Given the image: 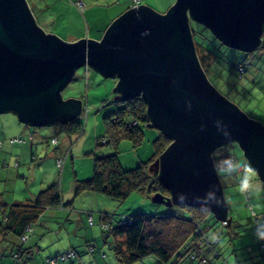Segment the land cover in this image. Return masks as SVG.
<instances>
[{
    "label": "water",
    "instance_id": "95a60500",
    "mask_svg": "<svg viewBox=\"0 0 264 264\" xmlns=\"http://www.w3.org/2000/svg\"><path fill=\"white\" fill-rule=\"evenodd\" d=\"M27 0H0V113L41 127L77 117L79 99L60 91L76 69L89 66L115 79L122 100L142 97L156 127L172 140L154 162L170 196L152 201L203 208L195 197L214 192L210 213L225 220L228 206L212 154L231 142L241 148L264 185V125L247 117L208 82L196 55L189 21L204 25L225 45L258 48L264 0H175L166 14L129 7L100 40L67 42L46 34ZM184 196V202L180 197Z\"/></svg>",
    "mask_w": 264,
    "mask_h": 264
},
{
    "label": "rangeland",
    "instance_id": "374dc122",
    "mask_svg": "<svg viewBox=\"0 0 264 264\" xmlns=\"http://www.w3.org/2000/svg\"><path fill=\"white\" fill-rule=\"evenodd\" d=\"M30 4L31 10L35 16L36 22L40 25L41 29L47 34H54L59 37V34L64 32L65 22H61L56 19L57 22H53V19H49L50 15H56L58 8H63L58 5H54L55 0H27ZM69 2V0H66ZM86 3H96L108 8L111 0H85ZM115 2L118 0H114ZM175 0H144L145 5L154 10L155 13L164 15L174 4ZM144 3H140L143 5ZM63 10H65L63 8ZM84 21V16L81 15ZM116 19V18H115ZM114 21V20H113ZM112 21V22H113ZM190 29L193 30L195 40L201 43L209 52L199 47L197 50L198 57L201 60L202 69L208 82L212 87L227 100L235 104L247 117L258 121L264 125V53L259 49L255 48L252 51H242L236 48L229 47L216 38L212 32L204 25L189 21ZM56 32V33H55ZM85 38L92 39L87 33L85 27ZM93 35V33H91ZM60 38V37H59ZM62 39V38H61ZM64 40V39H62ZM66 41V40H65ZM261 41H264V35L261 37ZM241 64L244 66L245 71L242 75H239L237 70L234 68L235 65ZM90 71L91 73L87 72ZM115 79L111 77H105L93 68L89 66H81L74 72L71 80L64 86L60 91V95L63 99H79L81 101L82 110L78 115V119L83 125L82 132L79 135L68 136L64 133H56L53 136H57L58 144L62 145L65 138L69 140L66 142L63 151L68 153L62 154L64 157V163L62 170H60L55 162V159H48L45 157V153L38 152L37 161H21V168L24 170L23 175L27 179L18 178V185L16 186L15 194H19L22 191H33L39 186V182L42 179L50 184L57 183L59 192L65 197V199L73 198L74 208H83L93 213L94 217L99 215V212H106L108 218L111 219L112 225H117L119 220L125 219L127 216L135 213H143L146 215H161L163 213H178L179 208L176 206H166L161 203L152 201V197L144 195L138 191L130 193L127 197L122 200L110 198L105 195H98L94 204L89 203V198L86 194L73 197V191H71V184L75 180H84L92 176L93 172V159L104 155L111 154L113 149L107 144L109 134L107 132V124L104 117L115 109V100L117 94L114 91ZM32 128L43 130V138L40 141V145L44 147L52 148L49 144V125L43 127L33 126ZM33 129V130H34ZM157 129L155 127L145 126L143 128L142 142L134 146L129 140H122L117 146V155L120 163L125 169H132L138 166L142 162H146L151 158L154 152L153 141L157 136ZM102 139L105 140L104 144ZM42 146V147H43ZM233 148L231 153L233 158L231 163L234 165V170L230 171L228 176L221 175L218 171L220 168H228L230 164L222 162L223 159L218 160L217 174L220 179L223 197L229 206V215L233 220L240 221L243 224L241 227L243 230L239 232L240 236L235 239L230 238V235L226 233V227L222 226L220 222L216 223V226L212 227L210 232H207L208 242L212 244L213 249L209 245H205L207 248V259L211 264H237L235 261L234 250L239 253L241 250H247L246 246L251 243L254 248L257 246L258 239L254 235V228L249 221L250 207L255 211L264 209V188L258 175L256 180L253 181L255 185L259 182V191H254L250 195L248 205L243 199V194L240 192L241 182L245 179L247 174L244 168L245 164H249L246 157L244 156L241 148L236 142H233ZM43 147V148H44ZM47 152L49 149L44 148ZM223 146L215 149L213 154L216 156H222L225 153ZM53 160V163L51 161ZM28 161L30 164V171L28 172ZM150 171L157 170L156 163L150 165ZM28 173V175H27ZM29 177V178H28ZM62 180L63 187L62 190ZM14 183H10L13 187ZM22 184V186H21ZM21 187V188H20ZM35 187V188H34ZM40 188H36L38 192ZM2 191V190H1ZM12 191V188H10ZM36 192V193H37ZM27 196V192H25ZM95 196V195H94ZM263 201V202H262ZM264 212V211H263ZM95 239L98 244V248L104 247L107 250V244H103L102 229L100 223L95 220ZM75 224L66 223L65 228L69 230V233L62 231L60 236L53 232L45 233L40 240V250L36 253L38 263L42 264V258H46L48 255L54 253L57 249L70 248L69 245L77 251L78 255L82 256V249L87 247L88 243H94L91 240L85 241L81 235H84L85 230L83 228L78 229L79 236L74 234L73 228ZM35 229V227H34ZM213 231L215 233H213ZM30 237L32 236L31 230L28 232ZM213 233V234H212ZM30 241V240H29ZM111 239H109V242ZM72 244H69V243ZM230 243L234 244L230 247ZM6 244V243H5ZM246 244V245H245ZM78 245V246H76ZM245 245V246H243ZM243 246L242 249L240 247ZM230 247V248H229ZM66 250V249H65ZM64 252V251H63ZM111 252V251H110ZM60 253V252H55ZM62 253V252H61ZM89 253H86L87 255ZM113 254L112 252L110 253ZM247 263L252 264L253 261H262L263 257L259 249H255L254 258H250L249 254L246 253ZM113 256V255H112ZM153 257V255H147ZM112 257H108L104 263L106 264H117ZM0 264H6L7 262L12 263L13 259L8 253L0 252ZM74 260L68 259L65 262H58L57 264H71ZM146 264V256L143 261ZM138 262L136 264H141ZM158 262V261H157ZM14 264V262L12 263ZM158 264H163L158 262ZM199 264V263H197Z\"/></svg>",
    "mask_w": 264,
    "mask_h": 264
},
{
    "label": "trees",
    "instance_id": "16d2710c",
    "mask_svg": "<svg viewBox=\"0 0 264 264\" xmlns=\"http://www.w3.org/2000/svg\"><path fill=\"white\" fill-rule=\"evenodd\" d=\"M36 25L41 29L40 25L37 23ZM194 33L191 30L192 37ZM193 43L201 65V60L197 54L198 48L202 47L203 50H206L210 54L211 52L196 41L195 37H193ZM258 48L264 53V41L260 42ZM234 68L239 75H242L245 71L244 66L241 64L235 65ZM115 106V109L104 117L109 134L108 141L102 139V143L107 142L112 147L113 152L93 159L92 176L88 179L74 181V196L76 197L88 192L122 200L130 193L138 191L151 197L155 193H161L169 197V190L160 183L157 170L150 171L149 168L160 157L172 140L155 127L158 133L153 141L154 152L151 158L146 162L140 163L135 168H123L116 151L119 142L129 140L134 146L139 145L143 138V128L150 123V116L147 112V104L142 97L122 100L121 95H117ZM55 125L59 128L58 132L68 136L79 135L83 129L78 116L63 123H55ZM15 138H20L21 142L12 141ZM31 138L32 134L29 133L27 135L13 136L9 138V141L14 144H20ZM53 140L56 142L53 143ZM48 141L51 146H58L57 136L50 137ZM1 145L2 142L0 141V147ZM233 147V142H231L223 146L226 151L222 156L212 154L216 169L222 164L218 165L217 161L220 159H223L222 162H226L227 164L231 163L230 161L233 158L231 148ZM64 157H61L59 154L55 159L56 166L60 170H62ZM32 159L36 160L37 157L33 156ZM57 160H60V164L57 163ZM15 163L17 165V162ZM262 186L264 188L263 184ZM250 195L248 194L246 198L245 194H243V199L247 205ZM70 204L71 201H63L57 183L41 189L30 203L12 204L8 209H5L0 204V225H3L4 230L12 233L20 241L18 250L12 254V257L19 260L24 254L30 255L31 251L27 247V244L31 237L28 232L31 230L32 234L34 233L35 224L45 209L59 206L67 207ZM171 206L178 207L179 212L163 213L161 215L135 213L127 216L125 219L119 220L117 225H112L111 219L108 218L106 212L100 213L103 241L111 245V250L118 264H132L147 255H153L159 261L166 264H177L186 258L197 259L200 264H211L207 259L206 254L208 250L205 247V245L211 246L207 238L209 228L213 227L210 221L213 219L215 223L220 222L222 226H226L228 221L226 219L222 221L217 220L212 213L198 206L182 204H172ZM252 212L257 217L264 215V212L255 211V209L250 207L249 220L255 230L256 222L261 218L254 217L251 214ZM90 218L91 223L89 221ZM87 222L89 226L93 225L91 214L88 215ZM24 236L25 239H22ZM108 239H111V241L109 242ZM86 246L87 252L92 254L95 250L94 243H88ZM256 248L260 250L264 258V248L262 247L261 240H258ZM68 253H71V256L64 259L60 258V256ZM77 257L78 252L73 248H68L62 253L47 256L42 261V264H57L58 262H65L68 259L74 260Z\"/></svg>",
    "mask_w": 264,
    "mask_h": 264
},
{
    "label": "crops",
    "instance_id": "0c3cea01",
    "mask_svg": "<svg viewBox=\"0 0 264 264\" xmlns=\"http://www.w3.org/2000/svg\"><path fill=\"white\" fill-rule=\"evenodd\" d=\"M76 1L78 0H69V2L66 0H55L54 5L56 6L59 4V6L60 7L62 6L65 10H63V8L61 9L58 8L55 12L56 15L54 16L53 14H51L49 17V19H53L54 23L57 22L56 19H59L61 22L62 21L65 22L64 32L59 34V37L64 39V41L66 40L67 42H75L85 38L86 37L84 34L85 27L87 28V33L89 37L92 38V40H97V41L100 40V38L102 37V35L104 34L105 30L110 25V23L129 8V2L131 0H118L116 2L114 0H111L107 9H105V6L102 5L104 3H102L101 5L96 4L94 2L86 3L85 0H82L83 7L82 9H80L75 5ZM102 2H104V0H102ZM140 3H144V0H141ZM145 4L146 3H144L143 5ZM81 15L85 17L84 21L81 18ZM91 33H93V35H91ZM88 73L91 72L88 71L87 74ZM32 127L33 126L31 125L22 123L18 119L16 114L12 112L0 113V141L2 142V145L0 147V204L3 205L5 209H8L12 204L30 203L31 201H33L34 196L41 189H44L45 187L51 185L46 181L47 179L41 178L39 182L40 183L39 186L36 187V188H40L38 192L34 187L35 189L33 191H29V190L25 191L28 194H30L29 196H27L25 192L22 190L19 191L20 193L18 195L15 194L14 192L16 191V186L19 183L18 178L21 179L25 178L24 177L25 175H23L24 170L21 168V164H20L21 161H27V160L33 161L32 159L33 156L37 157V159L34 161L39 160L40 158L38 157L39 154L38 152L45 153V157H47L48 159H56V157L59 156V154L62 155L63 153L64 154L68 153L67 151H63L66 142H68L67 140H69L68 137L63 140L61 146L60 144H58L57 147H52V146H51L52 148H48L46 146L44 147L43 145H40V141L43 138L42 136L43 130L34 129ZM46 131H48L50 134L48 138L52 137L53 134L60 133L58 132L59 128L55 124L49 125V130L47 129ZM29 133L32 134V138L27 139L24 143L14 144L9 141V138L13 136L27 135ZM42 146L44 148L49 149L50 152H47V150L44 149ZM29 161H28L29 166L27 168L28 172L30 171L31 169L30 166L32 165L29 163ZM15 162H17V165ZM51 163H53V160L51 161ZM25 179H27V177ZM10 183H14L13 187L10 186ZM73 187H74V182H72L71 184V191H73ZM10 188H12V191H10ZM62 190H64L63 180H62ZM82 194H86L87 197L90 199L89 203L92 202L93 204H94L93 200L99 199L97 197L98 195H100L97 193H88V192ZM73 197H75L74 194ZM62 199L64 202L71 201V204L67 207L59 206V207L45 209L41 217L36 222L34 233L32 234L30 241H28L27 244V247L31 251L29 256L27 254L26 255L24 254L22 258H20L19 260L14 259L12 257V254L18 250L20 241L12 233L8 232L7 230H4L3 225H0V252L2 254L8 253V255L12 257L14 264H39L38 259L36 257V253L41 248L39 244L43 235L49 232H53L58 236L62 234V231L69 233V230L65 228V225L66 223H70V224H75L76 226L73 228V231H70V233L73 232L74 234L79 236V232L77 231L78 229L83 228L85 232L84 235H81V237L84 238V240L86 239L85 241H87L88 239L93 241L95 245L94 246L95 250L92 254L85 255L86 253H88L85 247L81 251L83 255L82 256L78 255V257L75 258L71 264H106L104 263V261H106L108 257H112L113 258L112 260L118 264L114 254H112L113 256L110 254L111 252L113 253V251L111 250V245L108 242L105 243L103 241V244H107L108 246L107 250H104V247L102 246L101 248L97 247L98 244L95 239L96 228L94 226L96 224L95 220H97V222L101 224L102 222L100 216L101 212H99L98 216L94 217L93 213H91V211L89 210H84L83 208H74L73 198L65 199V197H63L62 195ZM263 211L264 209H261L259 212H263ZM90 214L92 215V220H93V225L91 226H89L87 222L88 215ZM228 215H229V206L227 209V217H226L228 224L224 227H226L225 228L226 233L230 235V238L232 240L240 236L239 232L243 230L241 227H243L244 225L241 224L240 221L238 220H233L232 217ZM210 224L216 226V223L214 222L213 219L210 221ZM211 230L212 228H209L208 232H210ZM213 233L215 232L213 231ZM69 244L72 243L70 242ZM230 244L231 245L229 246L233 247L232 249H234V244L233 243ZM212 245L213 242L211 244V248L213 249L214 245L213 246ZM69 246L70 248H73L71 245ZM243 246H241L240 249H242ZM75 248L79 253L78 248L77 247ZM246 248L247 250H241L239 251V253L236 252V250H234L235 261L237 262V264H249L247 263V261H245V259L247 260L246 253L249 254L250 258H252L253 261L255 254V249L253 245L251 243H248ZM65 249H68V247H66ZM65 249H63V251ZM63 251L62 249H57L56 251H54V253L48 256H53L58 254L55 252L61 253ZM206 256L208 255L206 254ZM143 259H145V257L132 264L141 262L143 261ZM40 260L42 262L44 258ZM157 261L163 263L159 261L158 258H156L155 256L153 257L146 256V264H158ZM0 262H2V260H0ZM12 263L7 262L6 264H12ZM197 263H199L197 259L192 260L186 258L177 264H197ZM141 264H145V262H141ZM252 264H264V258L262 261H253Z\"/></svg>",
    "mask_w": 264,
    "mask_h": 264
},
{
    "label": "clouds",
    "instance_id": "9594fccd",
    "mask_svg": "<svg viewBox=\"0 0 264 264\" xmlns=\"http://www.w3.org/2000/svg\"><path fill=\"white\" fill-rule=\"evenodd\" d=\"M233 164H230L228 168H220L218 169L219 173L221 175H225L228 176V174L230 173V171L234 170V165H235V161H233ZM244 168L246 169L247 174L245 175V179L241 182V186H240V192L242 194H251L254 191H259L260 189V185L259 182L257 181L256 184H253V181L256 180V170L253 169L250 164H245ZM180 202H184L185 201V197L181 196L180 198ZM196 200V202L198 204H201L203 209L205 211L210 210V205L212 203H209L208 201L211 200L213 201L217 206L221 205V200L219 197H216L214 192H208L206 197L200 198V197H195L194 198ZM264 218H261L260 220L257 221L256 224V228L254 231V235L258 240H264Z\"/></svg>",
    "mask_w": 264,
    "mask_h": 264
},
{
    "label": "built area",
    "instance_id": "2783aa9c",
    "mask_svg": "<svg viewBox=\"0 0 264 264\" xmlns=\"http://www.w3.org/2000/svg\"><path fill=\"white\" fill-rule=\"evenodd\" d=\"M140 1H141V0H131V1L129 2V7H135V6H138ZM75 5H76L78 8L82 9V7H83L82 0H78V1H76V2H75ZM238 70L241 71L240 68H238ZM12 141H18V142L20 141V142H21V139H20V138H15V139H12ZM52 142L55 143L56 141L53 140ZM57 163L60 164V160H57ZM245 196H246V198H247V197H248V194L245 193ZM251 214H252L254 217H256V218H264V215H261V216H258V217H257V216L255 215L254 212H252ZM89 221H90V223H91V218H90ZM224 223H226V222H224ZM256 224H257V222H256ZM22 239H25V236H24ZM261 242H262V247L264 248V240H261ZM69 256H71V253H68V254H66V255H62V256H60V258H61V259H64L65 257H69ZM204 262H205V261H204Z\"/></svg>",
    "mask_w": 264,
    "mask_h": 264
}]
</instances>
